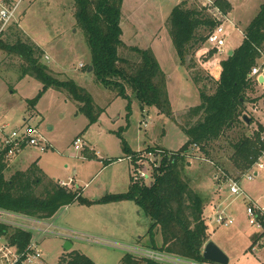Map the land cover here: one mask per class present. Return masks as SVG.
I'll list each match as a JSON object with an SVG mask.
<instances>
[{
    "label": "rangeland",
    "instance_id": "374dc122",
    "mask_svg": "<svg viewBox=\"0 0 264 264\" xmlns=\"http://www.w3.org/2000/svg\"><path fill=\"white\" fill-rule=\"evenodd\" d=\"M124 1L121 8V41L127 46L140 49L152 47L166 77V96L174 117L196 107L201 101L198 87L191 82L186 67L179 63L166 23L177 1H187L188 7L197 6V2ZM227 1L231 5L228 19L235 28L224 26L226 34L222 46L225 53L219 55L220 59L240 46L242 33L258 14L259 6L264 3V0ZM17 15L15 21L4 28L3 31L10 29L2 39L10 43L28 39L37 45L43 51L41 61L51 70L52 76L62 81L73 80L83 87L103 112L96 123L89 125L88 120L79 112V105L72 102L66 93L56 89L46 91L38 99L35 109H32L27 101L37 97L42 89L41 83L30 76L20 77V59L0 51V110L4 121L10 125V129H19L27 120L40 130L50 145L45 152H38L34 148L22 151L8 161L11 170L26 169L37 161L50 180L68 182L72 179L73 186L82 190V196L93 201L107 195L128 192L132 165L122 161L128 155L123 152L122 140L134 153L144 151L147 147L177 152L187 142V136L174 121L160 114L156 108H146L141 112L140 104L131 90H127L128 98L124 100L115 97L112 91L96 81L94 74L87 69L90 51L87 49L84 32L76 24L73 0H20ZM206 46L201 44L191 60L196 64L195 72H200V87L206 85V93L212 94L215 85L207 68L208 62L215 55L214 50H208L212 47ZM125 54L126 50H122V55ZM45 55L48 60H44ZM79 64L84 68H80ZM247 98L249 101L244 111H249L255 104L258 107L256 114L248 113L252 123L239 124L226 130L218 140L208 144V154L192 152L189 164L184 168L191 188L205 194L208 200L212 197V202L219 200L222 195L223 205H228L226 212L234 222L233 225L225 228L210 222L213 214L210 210L205 211V217L209 240L229 259V264H264V236L257 238L261 236L260 231L249 225L245 201L243 198L231 197L228 187L223 183L219 185V181L215 180L218 169L231 178H238L249 170L242 169L243 162L233 156L234 143L248 138L257 146V134L260 142H263L264 90L255 85L247 93ZM36 112L39 117L35 116ZM76 137L82 141L79 149L74 148ZM141 170L150 174L144 181L145 186L150 185L153 177L149 165L143 164ZM11 172L5 171V177L9 178ZM241 187L247 197L264 207V171L259 172L252 182L243 179ZM9 220L31 227V242L35 241L41 252L40 264H59V259L70 252L81 253L94 264H120L121 257L131 247L132 250H145L149 247L147 231L150 220L130 201L106 209L97 205L88 209L76 203L61 209L54 217V226L50 230L59 233L58 236L39 232L45 228L44 221L32 223L23 220L22 223L13 218ZM256 239V244H252ZM65 242L72 245L69 252L64 248ZM155 242L161 244L159 236ZM137 253L141 252L131 251L134 256L142 258Z\"/></svg>",
    "mask_w": 264,
    "mask_h": 264
},
{
    "label": "trees",
    "instance_id": "16d2710c",
    "mask_svg": "<svg viewBox=\"0 0 264 264\" xmlns=\"http://www.w3.org/2000/svg\"><path fill=\"white\" fill-rule=\"evenodd\" d=\"M216 4L224 14L230 13L231 5L227 0H216ZM122 5L123 0H73L75 21L84 32L87 49L90 51L87 69H91L96 81L112 91L115 97L126 100L129 89L139 102L141 112L154 107L160 114L171 118L187 136V142L177 152L162 149V160L153 169V181L150 185L130 181L127 193L111 194L93 201L84 198L78 187L67 189L50 180L38 168L37 163H32L25 170L15 171L6 178L4 172L8 163L0 152V210L40 221L55 217L61 208L75 203L90 207L93 204L132 201L150 220L147 231L149 247L146 248L177 259L207 262L202 258V252L210 241L207 218L204 215L209 200L205 194L191 188L184 168L189 164V151L194 147H199L200 152L208 154V144L218 140L226 130L245 124L243 113L249 101L247 93L255 86V82L248 80L247 76L259 57L258 50H264V3L248 23L240 46L232 50L231 56L220 61L221 72L218 80L214 81L212 94L206 93V85L200 87V72H195L196 64L191 58L195 50L206 41L215 22L202 8L195 5L188 7L187 1H182L171 9L166 29L179 63L186 67L191 82L197 85L201 100L196 107L187 109L177 117L170 111L166 96V77L151 48L127 46L121 41ZM9 29L1 31L0 51L9 57L20 59V77L30 76L42 85L37 97L27 101L29 106L34 109L38 99L46 91L56 89L66 93L72 102L79 105L78 110L89 125L96 123L103 110L92 101L86 90L73 80L54 78L51 70L41 61L43 51L28 39H18L15 43L2 39ZM122 50H126L124 56ZM259 138L257 134V146L248 138L233 144V156L243 162L242 169H249L264 151V141L260 142ZM122 148L126 155L134 154L123 140ZM150 149L153 148H146ZM260 235L257 238L264 236V232ZM157 236L160 237V245L155 242ZM31 237L30 231L0 224V238L20 252L27 249ZM256 241L257 239L252 244H256ZM120 260V264H160L131 253L124 254ZM58 262L94 264L78 252L67 253Z\"/></svg>",
    "mask_w": 264,
    "mask_h": 264
},
{
    "label": "built area",
    "instance_id": "2783aa9c",
    "mask_svg": "<svg viewBox=\"0 0 264 264\" xmlns=\"http://www.w3.org/2000/svg\"><path fill=\"white\" fill-rule=\"evenodd\" d=\"M196 1L197 6L202 8L207 16L215 22L213 30L207 35L206 41L204 42L205 46L208 45L212 47L208 49L210 51L214 50L215 57L213 60L208 62L207 73L212 78L213 81H217L218 78L215 76V72L219 69L220 61L222 59L219 58V55H223L225 53V49L222 46L224 44V37L226 34L225 25H229L235 28L234 24L229 21L228 14H224L222 10L216 4V0H192ZM20 0H0V34L1 31L4 30L5 27L10 25L15 21L18 14ZM244 37V32L242 33ZM207 47V46H206ZM259 57L256 60L255 65L250 69L247 79L253 80L255 85L261 87L264 90V50H258ZM228 55V54H227ZM227 57V56H226ZM225 57V58H226ZM49 58L45 55L44 60H48ZM203 63V62H202ZM80 68H84L82 64H79ZM215 79V80H214ZM262 80V82L259 81ZM257 108L252 107L249 111H245L243 115L248 116V113H256ZM249 117V116H248ZM264 141V138L261 139ZM82 141L78 137L74 140V148L79 149ZM0 152H2V156L5 160L10 161L15 158L18 154L21 153L22 150L27 148H34L38 152H45L50 148L49 142L46 138H44L43 134L37 129L36 126L30 125L27 121L19 129H10V125L4 121L2 112L0 110ZM191 151V152H190ZM188 158H190V154L192 152H199V147H194L190 150ZM163 156V150L158 148H153L150 150H144L141 152H135L134 154H128L126 158L122 159V161H128L132 165L130 180L131 182L144 184V181L150 177L148 172H144L141 170L143 164L147 163L150 167L151 176L153 177V169L159 166ZM264 158L263 155L259 156L257 160L251 165L249 170L241 174V176L228 177L225 172L218 169V172L215 175V180L223 183V185L227 186L229 189V195L233 198H243L246 204L245 214L248 219L249 225L254 226L259 234L264 232V207H260L254 200H251L247 197L246 192L243 187H241V181L245 179L247 182H252L258 176V173L264 171V163L262 162ZM58 185L71 189L72 181L68 182L57 181ZM227 208L223 209H215L210 222L215 223L219 227H229L233 225L234 222L230 219L227 214ZM9 218H13L19 221H30L36 222L38 220L30 219L27 217H21L7 211L0 210V224H7L13 227L19 228L21 230H27L31 232V227L24 224L12 222ZM43 222V220H40ZM39 221V222H40ZM44 229L39 230V232L43 234H51L53 236L60 235L50 231L53 228L52 224H47L43 222ZM26 250L23 252L18 251V249L12 245H9L7 241L3 238H0V264H40L41 262V252L37 248L36 242H31L28 244ZM132 252H141L137 253L141 255L144 259H149L155 261L160 264H211L208 262H195L189 260L177 259L167 254H163L152 249H139V250H128V254Z\"/></svg>",
    "mask_w": 264,
    "mask_h": 264
},
{
    "label": "crops",
    "instance_id": "0c3cea01",
    "mask_svg": "<svg viewBox=\"0 0 264 264\" xmlns=\"http://www.w3.org/2000/svg\"><path fill=\"white\" fill-rule=\"evenodd\" d=\"M181 1H177V3L174 5V6H176L178 3H180ZM124 4H125V1L123 0V5H122V8H123V6H124ZM231 10V9H230ZM231 12V11H230ZM123 14V13H122ZM230 14V13H229ZM228 14V15H229ZM123 32V31H122ZM122 35H123V33H122ZM155 37H156V35H155ZM153 39V38H152ZM242 39H243V37H242ZM149 45H151V44H149ZM149 48H151V50H152V47H150V46H148ZM234 50V49H233ZM153 51V50H152ZM153 54H154V56H155V58H156V55H155V53H154V51H153ZM157 61V60H156ZM220 72H221V67L219 68V69H217L216 70V72H215V76H216V78H218L219 77V74H220ZM215 80V79H214ZM255 106H256V104H255ZM256 108H258L257 106H256ZM35 109V108H34ZM245 112V111H244ZM257 113V112H256ZM256 113H251V114H256ZM35 116L36 117H39V114L36 112V114H35ZM249 118H251V117H249ZM27 121V120H26ZM25 122V121H24ZM28 122V121H27ZM24 150H26V149H24ZM24 150H22V151H24ZM21 151V152H22ZM21 154V153H20ZM20 154H18V155H20ZM17 155V156H18ZM16 157V156H15ZM13 160V159H12ZM33 163H37V166H38V168H40L39 167V165H38V162L37 161H35V162H33ZM32 164V163H31ZM30 164V165H31ZM29 165V166H30ZM28 166V167H29ZM27 167V168H28ZM26 168V169H27ZM22 170H25V169H22ZM22 170H20V169H17V168H14L13 170H11V166H10V164H8V166H7V170L6 171H12L9 175L11 176V174L13 173V172H15V171H22ZM42 171V170H41ZM43 172V171H42ZM44 174V173H43ZM46 175V174H45ZM70 180V179H69ZM72 180V179H71ZM57 181H59V180H57ZM130 184V183H129ZM73 180H72V184H71V189H73ZM128 187H129V185H128ZM75 188V187H74ZM215 197V196H214ZM213 197V198H214ZM212 200V197H210V199H209V202H208V206L206 207V209H205V211H207V210H210V211H212V212H214V210L216 209H223V208H227L228 207V205H223L224 204V200H223V198H222V195H220V198H219V200H217V201H215V202H212L211 201ZM127 202V201H126ZM130 202H132V201H130ZM122 203H125V202H117V203H111V204H107V205H101V204H93L92 206H90V207H85V208H88V209H92L93 208V206L94 205H97V206H99V207H101V208H103V209H106V208H111V206H117L118 204H122ZM119 206H121V205H119ZM69 207H71V206H68V207H64V208H61V209H66V208H69ZM84 207V206H83ZM113 208V207H112ZM205 211H204V215H205ZM53 220H54V217L53 218H51V219H44L43 221L44 222H47V224H52L53 225ZM49 222V223H48ZM54 226V225H53ZM57 228V227H56Z\"/></svg>",
    "mask_w": 264,
    "mask_h": 264
},
{
    "label": "water",
    "instance_id": "95a60500",
    "mask_svg": "<svg viewBox=\"0 0 264 264\" xmlns=\"http://www.w3.org/2000/svg\"><path fill=\"white\" fill-rule=\"evenodd\" d=\"M232 51L228 53V57L231 56ZM91 69L89 70V72ZM260 82H262L261 79H259ZM243 121L245 122L246 125H250L251 123V118L243 115ZM65 250L69 252V250L72 248V245L69 244L68 242H65L64 246ZM202 258H204L207 262L211 264H229V259L222 253V251L216 247V245L212 242L209 241L203 248L202 252Z\"/></svg>",
    "mask_w": 264,
    "mask_h": 264
}]
</instances>
